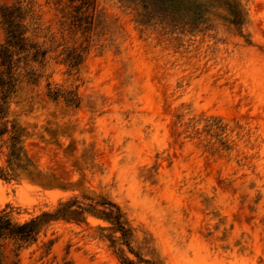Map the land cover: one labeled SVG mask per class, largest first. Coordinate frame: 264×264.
Here are the masks:
<instances>
[{
  "label": "rangeland",
  "instance_id": "rangeland-1",
  "mask_svg": "<svg viewBox=\"0 0 264 264\" xmlns=\"http://www.w3.org/2000/svg\"><path fill=\"white\" fill-rule=\"evenodd\" d=\"M33 2L42 35L60 46L10 118L31 133L34 163L66 188L0 178V209L23 222L73 196L104 195L146 258L264 264V0H243L244 35L218 20L194 36L139 25L120 0H99L85 33L66 22L64 2ZM64 46L87 48L78 72L58 57ZM48 81L76 88L80 108L49 100ZM88 221L54 222L8 264H123L99 229L108 223Z\"/></svg>",
  "mask_w": 264,
  "mask_h": 264
},
{
  "label": "trees",
  "instance_id": "trees-1",
  "mask_svg": "<svg viewBox=\"0 0 264 264\" xmlns=\"http://www.w3.org/2000/svg\"><path fill=\"white\" fill-rule=\"evenodd\" d=\"M120 2L135 11V21L139 25L161 26L171 33L193 36L207 33L216 29L217 21L221 20L244 35L247 22L243 0ZM56 3L62 6V16L69 21L71 28L84 33L93 29L99 0H56ZM0 17L5 32L4 41L0 43V141L7 149L5 164L0 165V178L7 181L28 179L46 188H66L54 174L44 172L34 163L24 144L31 133L17 118H10L12 104L20 103L24 91L41 85L51 54L58 51L60 45L53 46V36L42 35L41 16L33 0L0 3ZM86 53V47L64 46L58 57L72 73L80 70ZM46 96L53 102H64L73 108H80L82 103L76 88H64L51 81L46 84ZM90 216L108 223L99 229L109 231L102 237L110 241L123 264H161L158 260L146 258L134 246V228L117 202L104 195L87 193L82 199L73 196L61 200L53 210H45L23 222L15 220L7 208L0 209V264H8L11 253L18 261L21 251L35 244L54 222L89 224Z\"/></svg>",
  "mask_w": 264,
  "mask_h": 264
}]
</instances>
